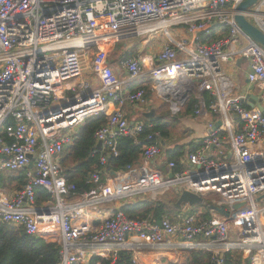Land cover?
Wrapping results in <instances>:
<instances>
[{
	"label": "built area",
	"instance_id": "1",
	"mask_svg": "<svg viewBox=\"0 0 264 264\" xmlns=\"http://www.w3.org/2000/svg\"><path fill=\"white\" fill-rule=\"evenodd\" d=\"M244 1L0 0V183L5 173L25 175L28 181L12 194L0 189V221L21 226L31 236L57 229L58 264H89L93 256L116 264L122 251L164 245L209 251L214 264H224L229 251L241 252L252 264H264V200L258 201L264 194V111L247 108L222 69L231 61H248V80L257 86L264 109V49L235 21ZM249 19L264 32V0L252 7ZM180 26L187 27L193 41L172 37L169 29ZM214 29L228 33L203 43L199 34H216ZM159 32L166 33L169 46L144 59L122 60L118 70L111 68L109 52L118 42ZM88 70L97 80L79 81ZM92 83L99 89L90 91ZM149 84L174 112L185 107L192 93L213 96L209 109L230 133L226 143L231 153L221 149L225 141L218 128L205 135L200 149L189 153L183 172L165 178L147 168L128 184L104 182L103 175L111 171L109 160L119 156V140L129 138L141 145L145 129L153 127L131 122L123 110L147 107ZM70 92L74 95H65ZM197 99L195 114L200 115L206 106L201 96ZM100 115L106 117L95 136L97 145L101 143L94 152L101 153L100 169L87 181L90 190L77 194L63 176L62 156L73 147L86 119ZM234 115L241 121L240 132L233 128ZM151 139L155 144L143 146L141 153L147 165L163 154L161 134ZM214 148L222 160L209 154ZM169 167L173 170L175 162ZM37 188L52 197L41 207L36 205ZM172 188L178 193L186 188L203 198L213 194L218 200L212 205L224 207L230 217L215 213L210 220H200L195 214H181L156 222L101 208ZM235 204L244 206L235 210Z\"/></svg>",
	"mask_w": 264,
	"mask_h": 264
},
{
	"label": "trees",
	"instance_id": "2",
	"mask_svg": "<svg viewBox=\"0 0 264 264\" xmlns=\"http://www.w3.org/2000/svg\"><path fill=\"white\" fill-rule=\"evenodd\" d=\"M226 34V31H223ZM224 34V35H225ZM199 37L203 43H211L220 39L217 34L212 33L206 36L205 33H200ZM117 46V45H116ZM131 58V55L125 53L122 60ZM111 63V62H110ZM114 63V62H113ZM112 64V63H111ZM139 87H143L141 84ZM137 87H130V91H134ZM147 97L150 95V85L146 87ZM206 109L210 110V106L215 99L209 93L203 94ZM198 100L195 97H190L185 105L186 115H194L197 110ZM216 115V114H215ZM106 117L103 115L92 116L86 119L83 127L80 129L78 138L73 147L65 152L62 156V165L64 167L63 175L68 182L75 187L77 194H83L90 190L91 186L87 181L94 172L100 169V152H95L97 149L96 133L105 125ZM152 128H146L141 136V145H136L132 139L122 138L118 142L119 156L109 160L111 171H125L127 167L133 168L140 162L143 146L155 144V139L147 140L149 136L159 132L161 137L167 139L171 136L169 124L162 123L159 120L153 121ZM8 142H12L7 139ZM193 146V145H191ZM199 147H194L193 151ZM188 154L187 145L181 144L175 149L167 151V159L170 162H175L176 167L173 173H180L186 170V166L182 164L183 159ZM7 182V183H6ZM17 190H21L27 183L24 175L5 176L0 183L1 186H6L15 183ZM37 204L40 206L44 202H48L52 197L42 188L36 189ZM207 213L202 216L203 220H210V208L206 207ZM121 210L130 219H146L152 218L156 222H161L167 217L169 212L175 211L170 209L163 201L148 200L142 203L125 205ZM60 244L46 242L39 236L27 235L24 228L21 226H13L0 221V264H58L60 261ZM185 262L183 264H214L213 254L209 251H185ZM110 264V260L100 257H94L89 264ZM116 264H134L132 255L126 251H122ZM224 264H252L250 258H245L239 251H229L224 254Z\"/></svg>",
	"mask_w": 264,
	"mask_h": 264
},
{
	"label": "crops",
	"instance_id": "3",
	"mask_svg": "<svg viewBox=\"0 0 264 264\" xmlns=\"http://www.w3.org/2000/svg\"><path fill=\"white\" fill-rule=\"evenodd\" d=\"M215 32L218 35V37L225 36L228 33V31H226V34H225V32L218 30V29H216ZM184 40L191 42V41H193V36L191 35L190 40H188V39H184ZM166 46H168V45H166ZM131 58H134V57H131ZM222 69H223L224 73L226 74V76L234 84L236 96H238L240 98L241 97L246 98L249 96H251V97L255 96L257 98V103L259 104L258 88H257V86L251 84L250 81L248 80V73L250 71V65H249L248 61H245L242 59H238L236 61H231V62L223 64ZM120 74L122 76L124 75L123 73H120ZM153 93H155V91ZM153 93L150 92V94H153ZM198 96H201L203 98V94L200 95V93L195 95V96L193 95V97H195L196 99L198 98ZM147 105H148L147 107H141V108L126 106V107H124L123 110L127 114V117L131 122H144L145 124H152L153 125L152 122L156 121L157 118H155V116H154V118L148 120L145 118V114L151 113L152 111H155V110H153L152 105H149V104H147ZM245 105L247 108H249L247 106V104H245ZM112 108L113 107H111L110 110H112ZM256 108H257V106H256ZM249 109L253 110V108H249ZM180 111H182V109ZM200 112H201V114L198 115L199 118H197L199 121L190 123L191 124L190 126L187 125V127L189 128V129H187V132H188L187 134H190V135L192 134L191 136L190 135L188 137L186 136L183 139V141L182 140L179 141L176 139L172 140L173 139L172 136L175 134L171 133V136L169 138H167V139L162 138V141L160 142V145H162L161 147H162L163 154L159 158L155 159L154 161H152L151 163H149L147 165L144 163L143 159L140 157L139 164H137L136 166H134L130 170L125 169V171H118V172L110 171L106 175H103L104 182L109 183V182L114 181L118 185L119 184L123 185L124 183L128 184V182H133L137 178H139L141 176V173L143 172V170H145L147 168L158 170L165 178L171 177L173 170H171L169 167L170 161H168V159H167V151L170 149H175L176 146L181 145V144L187 145L188 154L183 159H181L182 164L187 165V157H188L189 153L193 150L194 147H199L198 149L201 148L205 135L211 134L209 132L211 130L210 126H215L218 123V121H220L219 115H217L216 113L206 109L205 107H202ZM141 113H142L141 119L137 120L138 114H141ZM155 115H156V112H155ZM194 115H195V112H194ZM232 118H233V128H234L235 132H240L241 126H242L240 119L237 118L235 115ZM219 129H220V132L218 135L222 140L225 141V143L221 146V149L225 153H227L229 156L231 153V147H230V144L226 143V142H227V139H228L230 133L226 129H224L222 125L219 127ZM191 145H193V146H191ZM209 154L212 156V158H214L216 160L222 158L218 155V149L217 148L212 149ZM186 168H187V166H186ZM8 175L9 176H19V175H10V174H8ZM15 184H16V182L13 184H10V185L6 184V186L0 185V189L1 190L5 189L3 191L7 190L6 192H8L9 194H12L13 193L12 188H14L13 186ZM15 190H17V189H15ZM177 191H178L177 189L172 188L169 191L164 192L163 194L140 195V196L133 197L131 199L124 200V201H118L112 205H102L101 208H103L105 210L106 209H121L125 205L142 203V202H145L148 200H158V201L165 202L170 209H174V205H175V203L179 197V195L177 194ZM166 194H170V196L168 197ZM175 196H176V198H175ZM44 204H46V202L42 203L39 206L37 204V201H36V205L38 207L44 206ZM208 205H212V202L207 204V202L205 201L204 205H200V206L204 207V206H208ZM189 209H190V207L188 205H184L180 211H177L176 209H174L175 211L169 212V214L167 215V218L173 220L181 214H192L191 211L194 208L190 209V212H189ZM210 210L211 211H209V214L211 215V218H212L217 213L214 212L212 209H210ZM205 213H207V211L204 208H200V209H198V211L196 212L195 215H198L200 217V220H203L202 216L205 215ZM96 222H98V223H96V224L94 223L95 225L100 224L99 221H96ZM39 237L43 238L48 243L52 242V243H59L60 244V235H59L57 229H55V228H53L50 232H44V234L42 236H39ZM185 251H198V250H184V249L176 248L174 246L164 245V246H156V247H144V248L136 249L135 251H130L128 253L132 255V259H133L134 264H183L185 262V256H184ZM94 257H97V256H93L92 259ZM90 261H91V259H90ZM79 264H81V263H79Z\"/></svg>",
	"mask_w": 264,
	"mask_h": 264
},
{
	"label": "rangeland",
	"instance_id": "4",
	"mask_svg": "<svg viewBox=\"0 0 264 264\" xmlns=\"http://www.w3.org/2000/svg\"><path fill=\"white\" fill-rule=\"evenodd\" d=\"M169 30H170L169 32L172 35V37L177 41L181 42V41H184V39H188V40L191 39V35H189L187 33V27L186 26L172 27ZM165 44L168 46L170 45V40H169V38L165 32H159L157 34H152V35H148V36H144V37H138V38H129L127 40H123V41L118 42L116 44L117 46L115 45L112 47V49L109 52L108 63L110 64L112 69L118 70L120 63L122 61V56L125 53L130 54L131 57H134L135 59H140V58L144 59L148 55L149 56L150 55H156L162 48H164L166 46ZM93 50L96 52L98 50V48L94 47ZM91 62H92V57H90V59H89V66L91 65ZM118 74H119V72H118ZM92 79L95 80L94 77L91 75L90 70H88L83 74V77L80 78L79 81L80 80L90 81ZM149 85H151V84H149ZM150 88H152V87H150ZM96 89H99V85L98 84L93 85V83H92V87H91L90 91H93ZM65 95L72 96V95H74V92L66 93ZM193 95L195 96V95H197V93H192L191 96L193 97ZM175 98L178 100L177 97H175ZM186 98H187L186 94L182 95L183 100H185ZM187 101H188V98H187L186 102ZM147 102L149 105H152L153 110H155V112H156L155 118H157V120H159L162 123L169 124L170 129H171V133L175 134L172 136L173 137L172 140L176 139L179 141L180 140L183 141V139L186 136L188 137L190 135V134H187L188 133L187 129H189L187 127V125L190 126L191 125L190 123L199 121L197 119V118H199L197 113L195 115L183 114L186 111L184 108H182V111L174 112V110L171 106V103L167 102L164 99H160L155 93L150 94L147 97ZM141 116H142V113L138 114L137 120H140ZM218 160H222V159H218ZM5 176H9L8 173H5L3 175V177H5ZM13 187L14 188H12V190L18 189L16 184ZM166 195L168 197L170 196V194H166ZM175 198H176V196H175ZM204 199L208 204V203H211L215 200H218V197L211 194V195L205 197ZM206 207L207 206L201 207L200 205H198V206L194 207V209L191 212H192V214H196V212L200 208H204L205 210H207ZM225 207L228 208V206H225ZM232 237L234 238L235 235L232 234Z\"/></svg>",
	"mask_w": 264,
	"mask_h": 264
},
{
	"label": "water",
	"instance_id": "5",
	"mask_svg": "<svg viewBox=\"0 0 264 264\" xmlns=\"http://www.w3.org/2000/svg\"><path fill=\"white\" fill-rule=\"evenodd\" d=\"M258 1L259 0H246L243 3L239 4V6L236 9L235 21L245 35H247L253 42L260 45L264 49V32L252 20L249 19V13L251 12L252 7ZM240 100L244 104H247L249 108H255L257 106L258 110H260L261 112L264 111L262 106L257 103V98L255 96L254 97L249 96L246 98L241 97ZM73 104H75V101H73ZM154 116H155V111H152L149 114L148 113L145 114V118L148 120L154 118ZM221 125L222 122L218 121V123L209 132L212 133L213 131H216ZM97 148L98 149L101 148V143H98ZM30 158H31L30 168H32L34 156H31ZM177 194L179 195V197L174 205V209H176L177 211H180L184 205H188L190 209L198 205H204V198L202 196H200L195 192L189 191L186 188H181L179 193L177 192ZM262 200H264V194L258 198V201H262ZM243 206L244 204H235L234 209L239 210ZM209 207L214 212H216L217 214H219L224 218L230 217V214L226 211L224 207H219L218 205H210ZM41 213L42 210H38V214ZM45 213L49 214L50 210L46 209ZM96 223L98 222H95V224Z\"/></svg>",
	"mask_w": 264,
	"mask_h": 264
},
{
	"label": "bare ground",
	"instance_id": "6",
	"mask_svg": "<svg viewBox=\"0 0 264 264\" xmlns=\"http://www.w3.org/2000/svg\"><path fill=\"white\" fill-rule=\"evenodd\" d=\"M201 33H204V32H201ZM59 88H60V87H59ZM150 92H152V93L154 92V91L152 90V88H150ZM148 114H149V113H148Z\"/></svg>",
	"mask_w": 264,
	"mask_h": 264
}]
</instances>
